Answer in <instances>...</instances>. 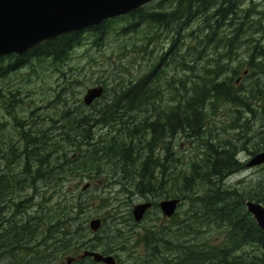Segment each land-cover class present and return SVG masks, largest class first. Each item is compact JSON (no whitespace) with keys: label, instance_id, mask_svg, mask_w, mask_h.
Here are the masks:
<instances>
[{"label":"trees","instance_id":"obj_1","mask_svg":"<svg viewBox=\"0 0 264 264\" xmlns=\"http://www.w3.org/2000/svg\"><path fill=\"white\" fill-rule=\"evenodd\" d=\"M155 2L21 56L0 57V79L24 69L28 79L38 76L36 67H51L63 79L56 99L83 87L60 70L81 47L98 51L109 36L128 31L142 36L139 44H128L130 52L146 57L145 70L112 79L116 87L100 103L85 107L77 91L72 107L62 99L58 121L49 115L44 128L35 109L28 129L15 126V140L0 137L6 144L0 147L3 264H66V258L70 264H100L78 258L85 251L111 255L115 264H264V232L243 206L245 200L264 205V176L244 186L242 181L224 186L228 176L246 168L238 158L246 153V141L217 132L257 124L253 134L264 135L263 13L246 0L244 7L243 0ZM165 3L166 9L159 8ZM117 22L123 24L115 31ZM163 33L165 48L156 44ZM18 93V88L0 89V107L14 121ZM217 110L230 114L219 127L210 120ZM178 137L191 146L192 158L173 151ZM259 139L248 143L250 157L264 150V136ZM75 180L87 182L73 191L77 184L69 182ZM91 187L115 188L111 199L119 204L103 212L108 193L97 197L88 192ZM135 195L151 203L138 223L129 209ZM90 198H96L97 208ZM165 199L178 200L168 219L157 208ZM148 214L149 225H141ZM95 218L101 225L92 234L87 224Z\"/></svg>","mask_w":264,"mask_h":264},{"label":"rangeland","instance_id":"obj_2","mask_svg":"<svg viewBox=\"0 0 264 264\" xmlns=\"http://www.w3.org/2000/svg\"><path fill=\"white\" fill-rule=\"evenodd\" d=\"M246 2L248 4L247 6L252 5L256 11L263 13V15L259 17L263 20L262 25L264 26V0H246ZM245 4V0H243L241 7H244ZM166 6L167 4L165 3L159 8L163 7L162 9H166ZM155 9H157V7H155ZM121 24L123 23L117 22L113 25V29L117 31L118 27ZM140 31L144 32L145 28H141ZM124 35L125 36H109L107 44L100 48L98 51L88 48L87 45L76 50L72 55V59L68 62V64L64 66L62 65V67H60V70L65 73L64 77L67 79V81L75 78L77 79V81H80L83 87H81V85H76L73 89L71 88L72 90L70 91L59 93L57 99L55 98L57 94L56 91L58 89L57 86L60 85L59 87H61V81H63V79L60 76L58 77L56 73L53 74L51 67H46V65H44L41 70L36 67L38 76L30 75L28 79H26L27 72L26 69H24L22 72H17L14 74L10 73L7 74L5 78L0 79V89L5 87L10 88L11 90L15 88L19 89L17 100L18 103L15 106L12 105L11 108L12 113H14L16 115V118L18 119L17 121H14V118L12 117H8L2 107H0V133L2 134L0 137L10 135L11 139L15 140L17 136L15 132V126L19 127V129H23V131L28 129V121H31L30 113H34L35 109H37L36 114L40 115L41 118L45 119L43 121H37L44 122V128L47 126V116L51 115V118L53 120L58 121V118L56 116L58 115L59 110L63 108L62 99L66 100V105L72 107L73 105L71 95L78 91V94H75V97L78 98L79 101H81L82 95L88 87L99 85L95 83L96 81L104 82L106 84L105 86L100 85L105 89V93L102 92L99 98V100L101 101L102 96H104L105 98H109L113 90L115 89L116 83H112V79H126L129 76H133L137 72V70H139V67L141 68L140 70L143 72L146 68V57H142L140 54L135 55L131 53V50H129L128 47V44L131 42H136V44H139L142 36H130L131 34L128 31ZM165 38L166 34L163 33L161 39L157 40L159 41V43L156 42L157 46L165 48L167 46V39ZM123 47H125V49L127 48V50L122 49ZM151 48L152 45H149L147 50H150ZM243 51L244 50L241 49L240 51H238V53L241 54ZM178 75H181V73H178ZM54 100L55 102H53ZM11 102H13V100ZM13 103H15V101ZM215 113L216 115L211 116L210 120H214V125L216 127L223 125L220 124V122L228 121L227 117L230 116V114L226 113L224 110H217V112ZM55 125L59 126L60 123L57 122ZM255 127L257 128V124L255 126H250L249 124H247L246 126L242 124L240 128H236L233 130L228 129L227 127V131L225 133H220L219 130H217V132H219L221 137H235L237 139H240V141L245 140L246 142L243 145V148H246L248 150V143L250 141L253 142L256 140L257 142H259L261 140L259 138H262L264 136L262 134L258 135L257 133L253 134V129ZM92 130L96 134L100 132L98 128H94ZM101 131L104 132V130ZM254 143L250 146V148L254 145ZM5 145V141L1 142L0 140V147L5 148ZM247 150H245L246 153H238V158L245 163H247V161L250 159V155L248 154ZM173 151H176V154L180 155L181 158L183 156H185L187 159L188 157H193V151L191 149V146H188L184 142V140L180 139L179 137L175 140V148ZM2 163L3 160H1L0 169L3 168ZM261 165L252 168L246 167L245 170H243L242 172L228 176L224 181V186L227 187L230 185H234L236 182L239 181H242L240 186H244L254 181L257 176H264V170L261 169ZM259 167L261 170H259ZM86 182L87 181L85 180H80L79 182L75 180L69 183L70 186L71 184H77V187L72 188L73 191H80V187ZM114 190L115 188L110 187L104 189L100 187L98 189H93V187H91L88 192L90 191L94 193L97 197L101 196V194L107 197L108 193V197L106 198L105 204L103 205L105 208L102 209V211L104 212L105 210L109 209V207H116L119 204L118 200L111 199L113 197L112 195L114 193ZM90 199L93 200V204L91 205V207L95 206L97 208V205H95L96 198ZM131 201L132 203H129L130 210L133 205L140 203L143 200L139 196L135 195L131 197ZM51 203H53V201H50L48 204ZM21 207L22 205H20L19 208ZM87 215L90 214H83V216L85 217ZM149 217L150 214H148L143 219L144 221L141 223V225H149ZM137 230L140 231L141 229L138 228ZM97 231L95 233H97ZM3 262H0V264H3Z\"/></svg>","mask_w":264,"mask_h":264},{"label":"water","instance_id":"obj_3","mask_svg":"<svg viewBox=\"0 0 264 264\" xmlns=\"http://www.w3.org/2000/svg\"><path fill=\"white\" fill-rule=\"evenodd\" d=\"M154 1L157 0H0V57L21 56L41 43L130 14ZM102 92L100 85L88 87L82 95V104L89 106ZM261 164H264V150L251 156L246 167ZM177 203L176 199L160 200L157 208L163 218H169ZM150 205L142 202L131 207L135 223L141 221ZM243 206L256 227L264 232V206L252 201L244 202ZM87 227L95 233L100 228V220H89ZM83 257L91 258L94 263L115 264L112 257L96 252L85 251L78 256ZM71 260L66 258L65 263L70 264Z\"/></svg>","mask_w":264,"mask_h":264},{"label":"flooded vegetation","instance_id":"obj_4","mask_svg":"<svg viewBox=\"0 0 264 264\" xmlns=\"http://www.w3.org/2000/svg\"><path fill=\"white\" fill-rule=\"evenodd\" d=\"M238 78H240V77H238ZM238 83V80H236L235 81V84H237ZM169 107H171V108H173L174 107V104H175V100L174 99H171V100H169ZM159 211V210H158ZM145 218V217H144ZM164 219H168V218H164ZM133 220V219H132ZM142 220V219H141ZM134 222V221H133ZM101 255V254H100ZM103 256V255H102ZM105 256H110V257H112L111 255H105ZM72 261V260H71ZM115 262V261H114Z\"/></svg>","mask_w":264,"mask_h":264},{"label":"bare ground","instance_id":"obj_5","mask_svg":"<svg viewBox=\"0 0 264 264\" xmlns=\"http://www.w3.org/2000/svg\"><path fill=\"white\" fill-rule=\"evenodd\" d=\"M158 1V0H157ZM155 2V1H154ZM152 3V2H151ZM147 5V4H146ZM145 6V5H144ZM128 15V14H127ZM100 98V97H99ZM99 98L98 99H95V100H93L91 103H90V105L91 104H93V102H95V101H97V100H99ZM89 105V106H90ZM260 166V165H259ZM253 167H256V166H253ZM248 168H252V167H248ZM246 201H249V200H245L244 202H246ZM252 202H257V201H252ZM140 203H142V202H140ZM257 203H259V202H257ZM261 205H262V203H260ZM176 209V208H175ZM100 225H101V222H100ZM100 229V228H99Z\"/></svg>","mask_w":264,"mask_h":264}]
</instances>
